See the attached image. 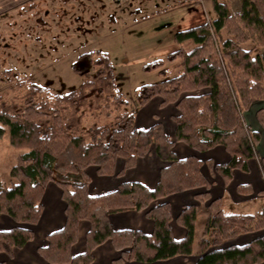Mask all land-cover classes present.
<instances>
[{
  "label": "trees",
  "instance_id": "1",
  "mask_svg": "<svg viewBox=\"0 0 264 264\" xmlns=\"http://www.w3.org/2000/svg\"><path fill=\"white\" fill-rule=\"evenodd\" d=\"M238 1L239 8L230 11L227 4L210 0L214 17L177 31L174 39L179 47L142 67L156 70L162 79L136 90L138 105L155 96L161 97V106L175 103L179 110L172 115L175 140L200 151L219 144L225 147L230 158L216 164L215 170L226 183L234 169L249 171L248 160L257 155L260 133L245 123L243 112L264 100V58L253 55L255 47L264 46V0ZM248 41L253 46L246 49L242 43ZM84 56L95 72L90 75L88 68L73 65L72 70L82 77L73 90L51 93L47 87L24 79L17 83L23 88L21 95L9 97L0 92V137L7 133L10 146L21 150L6 173L9 184L0 176V215L17 223L36 224L43 210L45 186L54 181L65 202V220L61 228L46 234V244L37 248L45 264H89L93 249L107 240L120 251L111 264L190 255L197 205L184 206L176 216L186 231L183 238L176 239L170 226V205L157 200L188 189L208 188L202 161L195 156L178 158L160 122L145 129L135 127L134 114L122 109L126 101L117 91L108 54L90 51L78 58ZM173 61V67H164ZM3 72L15 79L9 70ZM203 89L208 90L201 92ZM189 91L195 93L185 94ZM89 116L93 120L86 124ZM256 118L264 135V106L257 109ZM152 147L169 162L160 169L153 188L124 181L112 191L89 194V165H95L98 174L111 175L116 172V160L122 158L117 172L122 175ZM260 161L264 164V156ZM238 190L250 192L246 185H239ZM197 199L209 200L210 213L194 264H263L264 205L252 213H227L220 199L211 198L207 191L197 194ZM127 210H144L153 221L152 232L113 229L109 215ZM81 220L89 222L85 249L73 255L71 247L77 242ZM260 230L261 234L245 244H224L238 234ZM33 236L30 227L15 225L0 230V252L12 256Z\"/></svg>",
  "mask_w": 264,
  "mask_h": 264
},
{
  "label": "rangeland",
  "instance_id": "2",
  "mask_svg": "<svg viewBox=\"0 0 264 264\" xmlns=\"http://www.w3.org/2000/svg\"><path fill=\"white\" fill-rule=\"evenodd\" d=\"M219 1L230 11L239 8L238 0ZM81 4L80 0L70 1L69 6L64 5V10L50 17L36 0L28 20L12 19L0 24V92L19 96L23 88L17 83L28 79L51 93H66L82 81L72 70L73 65L88 68L90 75L95 72L87 57L78 55L101 51L108 54L113 65L117 91L126 101L122 109L138 116L141 108L136 100L137 88L162 79L156 70L145 71L143 65L164 59L177 49V31L214 17L210 0H90L87 8ZM29 8H18L17 13L24 14ZM64 12L71 16L67 22ZM242 46L248 49L253 44L248 41ZM255 54L264 58V46L255 47ZM174 63L166 62L164 67L171 68ZM6 70L15 79L3 72ZM92 120L89 116L85 123ZM20 151L10 146L7 133L0 137V176L7 184L6 173Z\"/></svg>",
  "mask_w": 264,
  "mask_h": 264
},
{
  "label": "crops",
  "instance_id": "3",
  "mask_svg": "<svg viewBox=\"0 0 264 264\" xmlns=\"http://www.w3.org/2000/svg\"><path fill=\"white\" fill-rule=\"evenodd\" d=\"M36 0H0V24L5 20L23 19L28 20L30 12L33 11V5ZM40 8L44 6V13L56 16L60 10H64V5L73 0H38ZM75 2V1H74ZM82 3V4H81ZM90 0H80L82 6L89 5ZM98 3V0H97ZM95 4V3H94ZM31 7L24 14L17 13V9ZM49 7V9L47 8ZM69 6V5H67ZM48 9V10H47ZM32 10V11H31ZM49 12V13H48ZM70 12V11H69ZM69 12H64L66 22L71 17ZM84 12H82V16ZM175 62V61H173ZM208 90V89H203ZM193 91L185 94H192ZM161 97L155 96L147 103L140 106L138 116L134 115L135 127L145 129L155 122L163 125L165 134L173 141V151L178 158L195 156L202 161L201 171L209 181L208 188L197 187L169 194L157 200V203L168 202L170 205L172 220L170 226L174 238L181 239L185 236V228L177 223L176 216L184 206L190 204L197 205V214L195 218V229L192 242V252L188 256L177 255L168 259L156 260L153 262H142L137 260H127L123 264H194L201 253L200 238L203 233L206 219L210 213L209 200L199 201L197 194L208 192L211 198H219L221 207L227 213H252L264 205V164L260 158L264 156V135L263 129L256 118L258 108L264 106V100L253 103L243 112L245 123L252 129L260 133L256 144L257 155L248 160L249 171L240 169L233 170V176L229 182H225L221 175L215 170L216 164L226 163L230 155L221 144L207 150H196L182 141L175 140V123L172 115L179 114L175 103H169L161 106ZM168 161L162 160L151 148L150 153L138 157L133 167L124 171L122 175L117 172L122 168L123 159L118 158L115 164V173L111 175H101L96 172L95 165H89L87 172L90 176L88 191L91 195H99L114 190L117 185L124 181H137L148 188H153L158 179L160 169L168 165ZM246 185L250 192H239L238 186ZM43 210L36 224L17 223L6 214L0 215V230L9 229L15 225L30 227L34 236L22 248H16L12 256L0 252V262L4 264H45L43 258L37 252L38 246L46 244V234L59 229L63 226L65 220L64 207L65 202L61 198V190L54 181H49L44 189L41 199ZM109 221L113 229H132L141 230L145 233H151L153 230V221L147 217L144 210H127L113 212L109 215ZM89 229V222L81 220L78 229V239L71 247L73 255L81 253L85 249V234ZM262 231L247 232L238 234L236 237L228 239L225 245H242L250 241ZM120 255L109 240L96 246L93 249V261L89 264H111V261ZM264 264V262H263Z\"/></svg>",
  "mask_w": 264,
  "mask_h": 264
}]
</instances>
